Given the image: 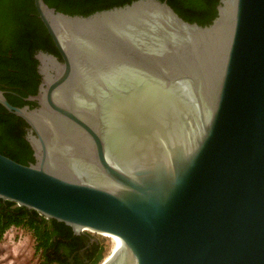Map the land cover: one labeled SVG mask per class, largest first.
<instances>
[{
    "label": "water",
    "instance_id": "obj_1",
    "mask_svg": "<svg viewBox=\"0 0 264 264\" xmlns=\"http://www.w3.org/2000/svg\"><path fill=\"white\" fill-rule=\"evenodd\" d=\"M62 59L39 50L35 161L0 153V199L112 234L100 264H264V0L210 24L167 0L89 15L34 0Z\"/></svg>",
    "mask_w": 264,
    "mask_h": 264
},
{
    "label": "trees",
    "instance_id": "obj_2",
    "mask_svg": "<svg viewBox=\"0 0 264 264\" xmlns=\"http://www.w3.org/2000/svg\"><path fill=\"white\" fill-rule=\"evenodd\" d=\"M132 1L134 0H45L49 6L71 15H89L97 10ZM167 2L183 19L206 25L217 16L220 0ZM39 50L53 53L62 59L39 17L35 1L0 0V89L7 85L19 94H6L14 105L23 106L21 96L37 92L40 74L39 61L35 55ZM27 125L22 117L0 104V153L23 164L35 161L33 148L25 136ZM11 225L26 226L33 231L37 240L36 249L43 258L41 264H71L69 257H74V264H100L104 258L99 242L90 244L86 236L74 235L73 229L65 223L47 219L35 210L6 200V204L0 208V236ZM66 238L69 242L65 241ZM62 247L65 252L60 253ZM83 248L84 252L81 251ZM82 254L86 255L85 260L81 259Z\"/></svg>",
    "mask_w": 264,
    "mask_h": 264
},
{
    "label": "rangeland",
    "instance_id": "obj_3",
    "mask_svg": "<svg viewBox=\"0 0 264 264\" xmlns=\"http://www.w3.org/2000/svg\"><path fill=\"white\" fill-rule=\"evenodd\" d=\"M85 233H89L95 241L101 244L103 261L111 253L114 245L113 239L103 233L89 230ZM36 244L37 240L29 227L16 225L7 227L0 236V264H41L43 258L41 252L37 251Z\"/></svg>",
    "mask_w": 264,
    "mask_h": 264
},
{
    "label": "flooded vegetation",
    "instance_id": "obj_4",
    "mask_svg": "<svg viewBox=\"0 0 264 264\" xmlns=\"http://www.w3.org/2000/svg\"><path fill=\"white\" fill-rule=\"evenodd\" d=\"M38 73H39V71H38ZM40 74V73H39ZM41 80H42V77H41V74H40V81H39V83H38V87H37V92L36 93H29L28 95H25V96H21V98H20V101L21 102H23V106H25V105H29L30 106V108H34V107H37L38 106V102L37 101H35V100H29L28 99V97L29 96H32V95H36L37 93H38V89H39V85H40V83H41ZM4 91H5V94H7V93H14V94H17L15 91H12L7 85L5 86V88L3 89ZM17 95H19V94H17ZM28 124V123H27ZM25 131H26V133H25V136L27 137L28 136V134L31 132V128H30V126H29V124L27 125V126H25ZM6 204V200H1L0 201V208L3 206V205H5ZM60 230H61V228H60ZM73 233H74V235H84V236H86L88 239H89V241H90V244L92 243V242H95V240L93 239V237L89 234V233H79V234H77V233H75L74 231H73ZM69 239H65V241H68ZM69 242V241H68ZM88 246H90L89 244H88ZM82 252H84L85 250H84V248L81 250ZM59 252L60 253H63V252H65V248L64 247H62L60 250H59ZM85 258H86V255L84 254H82V257H81V259H84L85 260ZM68 261H70V263L71 264H74V257H69V259H68Z\"/></svg>",
    "mask_w": 264,
    "mask_h": 264
},
{
    "label": "bare ground",
    "instance_id": "obj_5",
    "mask_svg": "<svg viewBox=\"0 0 264 264\" xmlns=\"http://www.w3.org/2000/svg\"><path fill=\"white\" fill-rule=\"evenodd\" d=\"M103 234L107 235L108 237H111V239H113V241H114V238H113L112 234H110V233H103ZM114 248H115V242H114L113 248H112V250H111V253H112V251L114 250ZM111 253H110V254H111ZM110 254H109L108 256H106V258L109 257Z\"/></svg>",
    "mask_w": 264,
    "mask_h": 264
}]
</instances>
